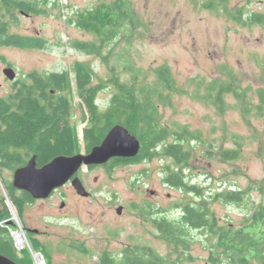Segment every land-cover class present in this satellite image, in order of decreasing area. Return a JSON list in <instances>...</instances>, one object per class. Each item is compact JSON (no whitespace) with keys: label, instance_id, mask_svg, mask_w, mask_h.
Instances as JSON below:
<instances>
[{"label":"rangeland","instance_id":"374dc122","mask_svg":"<svg viewBox=\"0 0 264 264\" xmlns=\"http://www.w3.org/2000/svg\"><path fill=\"white\" fill-rule=\"evenodd\" d=\"M23 1L29 5L36 0ZM39 1L34 16L29 18L16 12L17 17L11 21V31L30 37L34 44L0 48V97L8 98L28 74L67 71L72 91L59 95L72 104L71 122L82 141L88 112L76 93L75 75L79 67L92 71L94 83L99 78H109L112 68L125 80L133 72L124 67L128 62L134 72L139 70L137 79L143 84L154 82L153 67L167 64L177 84L187 92L173 94L169 104L160 101L159 120L171 128L185 125L200 133V139L191 144L194 158L187 174L197 184L215 191L260 185L264 180V122L254 111L245 113L243 107L249 98L256 102L252 93L264 87V24L248 20L241 24L230 15L240 6L247 14H264V0H214L211 7L206 5L213 0H129L137 24L105 43H100L95 34L78 22L83 11L104 0ZM82 44L94 45L97 50L89 52ZM6 65L14 69V80L4 75ZM200 79L229 80L240 89L250 90L243 101L227 95V106L220 111L215 104L195 96ZM111 92V87H106L97 94L100 109L107 106ZM234 138L241 142V156L235 161L223 160L219 151L233 148ZM79 149H83L81 144ZM170 162L169 158L157 157L118 163L110 172L100 168L90 171L86 177L94 190L92 197L77 200L68 185L64 191L69 202L64 208L60 207L58 193L43 203L27 205L22 217L12 205L20 226L32 240L27 225L48 231L35 237L38 247L31 246V251L45 255L49 249L51 264H99L103 251L119 256L125 247L138 245L174 259L173 249L159 236L152 220L143 219L130 208L132 203L141 204L147 199L155 209H163L159 214L170 215L180 200L191 197L164 183L163 164ZM3 173L0 199L6 198L1 179L4 175L12 180L13 171L10 175ZM249 195L255 204L264 202V195L255 189ZM118 205L123 206L117 214ZM2 207L0 202V213ZM212 208L225 223L232 220L238 224L242 220L241 210L233 205L215 201ZM10 212L12 216L11 209ZM193 237L191 258L179 264H213L208 262L211 238L200 231H195Z\"/></svg>","mask_w":264,"mask_h":264},{"label":"trees","instance_id":"16d2710c","mask_svg":"<svg viewBox=\"0 0 264 264\" xmlns=\"http://www.w3.org/2000/svg\"><path fill=\"white\" fill-rule=\"evenodd\" d=\"M0 14L11 13L20 0H1ZM38 2H40L38 0ZM21 3V4H22ZM39 3L36 5L38 7ZM214 0L206 6H213ZM129 0H115L100 3L97 7L86 9L79 18L82 28L98 37L100 43L112 41L119 32H129L137 22ZM34 10V13L38 9ZM24 9L29 7L23 6ZM231 18L241 24H264V14L252 12L247 14L244 7H236ZM4 17V16H3ZM14 19V17H13ZM10 29V30H9ZM11 31V22L0 21V48L2 45L28 47L33 43L30 37ZM82 48L94 52V45L82 44ZM131 76L122 80L111 69L107 79L94 81V74L89 68L79 67L75 75L76 93L81 104L88 110L89 123L84 127V142L87 151L98 145L109 129L115 124L126 127L140 142L137 155L133 158H114L110 168L119 164L150 160L152 158H169L170 163L163 164L162 172L165 184L178 188L186 196L180 200L178 208L170 215L159 214L163 209L158 207L149 211V203L131 204L130 208L138 211L143 219L152 220L159 236L173 249L175 257H166L148 246L125 247L119 256L103 251L98 259L99 264H179L191 258L193 233L203 232L211 238L207 246L208 262L213 264H257L264 262V202L255 204L249 200L250 192L255 189L264 195V180L260 185L241 188L239 186L224 190H211L199 185L187 174L190 161L194 158L191 144L200 139L198 130H190L185 125L171 128L159 120L158 106L163 101L169 104L173 94L186 93L177 81L167 64L152 68L154 82L139 84V70L134 72L132 66H124ZM67 71L45 74L31 73L22 80L17 89L8 98L0 97V173L1 168L10 166L11 170L24 165L33 155L37 166L48 162L56 155L72 154L78 146L76 125L71 122L72 104L59 92H71V82ZM111 87L107 106L100 109L96 102L97 94L102 88ZM198 98L206 99L223 111L226 108V96L232 95L243 101L250 88L240 89L229 80L200 79L196 82ZM201 91V93H199ZM252 99L245 100V113L254 111L264 122V87L257 88ZM87 115L83 116V120ZM170 139V140H169ZM233 148L220 149L219 156L226 161H235L242 153L241 142L234 138ZM10 152V154H9ZM2 185L5 196L22 217L25 207L32 202L30 193L13 187L12 181L3 175ZM206 183L204 185H207ZM5 197L0 199L2 211L0 221L11 216ZM233 205L241 210L243 217L235 224L232 220L223 222L212 208L213 202ZM9 225H0V253L12 259L16 264H35L27 248L16 250L10 236ZM30 246L38 247L37 240L28 237ZM32 241H31V240ZM182 250V251H181ZM46 255V256H45ZM44 264H51L49 249L45 250Z\"/></svg>","mask_w":264,"mask_h":264},{"label":"water","instance_id":"95a60500","mask_svg":"<svg viewBox=\"0 0 264 264\" xmlns=\"http://www.w3.org/2000/svg\"><path fill=\"white\" fill-rule=\"evenodd\" d=\"M4 75L15 79V71L11 67L3 69ZM140 148L139 140L121 124L113 125L102 141L92 147L87 154L56 155L48 162L37 166L33 155L27 162L17 167L12 174V185L15 189L26 191L34 199L47 198L55 189L71 180L77 170L85 165L103 164L111 158H133ZM71 184L81 193L82 185L77 176L73 177ZM12 216L5 221L6 225H14L17 220L12 204L6 198ZM121 207L117 208L119 212ZM1 223V222H0ZM38 253V252H37ZM0 264H16L12 259L0 253Z\"/></svg>","mask_w":264,"mask_h":264},{"label":"flooded vegetation","instance_id":"af4514ba","mask_svg":"<svg viewBox=\"0 0 264 264\" xmlns=\"http://www.w3.org/2000/svg\"><path fill=\"white\" fill-rule=\"evenodd\" d=\"M21 1V0H20ZM23 1V0H22ZM113 1H115V0H104L102 3H110V2H113ZM1 0H0V6H1ZM22 3V2H21ZM20 2H19V5H17L16 7H15V10L13 11V17L15 18V17H17V15H16V12H19V14H23L24 16H26V17H32V16H34V10L36 9V5L38 4V3H41V2H38V0H36L35 2H33V4H29V5H27L29 8L28 9H24L23 8V6L25 5L26 6V4H24V3H22L21 4ZM4 16V17H3ZM9 17H11V13L9 12V13H4V14H0V21L2 20H5V21H9V22H11L12 20H13V17L12 18H9ZM10 30V29H9ZM11 32V31H10ZM4 46H9V45H2L1 47H4ZM7 67H9V65H6L4 68H7ZM85 107V106H84ZM85 109L87 110V108L85 107ZM72 111V110H71ZM87 112H88V110H87ZM86 114V113H85ZM82 120H83V118H82ZM85 120H86V118H85ZM84 120V121H85ZM86 122H87V124L89 123V117H87V120H86ZM79 139V138H78ZM80 144L82 145V147H83V149L81 150V149H79V146H80ZM83 153V154H87L89 151H87V149H86V144H85V142H84V129H83V140L82 141H78V146H77V148H75V150H74V152L72 153V154H67V155H73V154H76V153ZM9 154H10V152H9ZM64 155V154H63ZM66 155V154H65ZM2 157V155L0 154V158ZM115 158H117V157H115ZM112 159H114V158H111L110 160H108V161H106L105 163H103V164H96V165H90V166H85V165H83V166H81L78 170H77V172L73 175V177H75V176H77L78 177V179L80 180V182H81V185H82V191H81V193H79L76 189H75V187L71 184V180L73 179V177L71 178V180H67V182L64 184V185H62V186H60L59 188H57V189H55L47 198H42V199H34V198H32V202L30 203V205L29 206H33V205H35L37 202H45L46 200H48V199H50V198H52L54 195H56V193H58V195H59V198H60V207L61 208H64L65 207V205L67 204V202H69V199H68V196H67V193L64 191L65 189H64V187H68V185L74 190V193L76 194V196L78 197V199L77 200H80V199H84L85 201H87L88 199H90L91 197H92V191H94V190H91L92 188V186H91V184H89L88 183V180H87V173H89L90 171H93V170H95V169H104L105 170V172L107 171V172H110V170H111V168H110V170H108V165H109V163L112 161ZM128 163H134L133 161H131V160H128V162H127V164ZM86 167V169L84 170V168L83 167ZM1 170H2V172H4L5 174H11V167L10 166H6V167H4V168H1ZM3 173V174H4ZM143 202H147V203H149V211L148 212H150V211H153L154 210V206H153V203L150 201V200H147V199H145V200H143ZM142 202V203H143ZM83 204H84V201H83ZM123 205H118V207H122ZM82 208H84L83 206H81ZM79 213H81V214H83V212H79ZM116 213L118 214L119 212H117L116 211ZM150 221V220H149ZM26 228H27V230H28V232H29V234L33 237V238H35L36 236H38V235H43V234H47L48 233V231H43V230H40V229H38V228H36V227H31L30 228V226H26ZM173 251V250H172ZM182 251V250H181ZM170 259H173L172 257L170 258Z\"/></svg>","mask_w":264,"mask_h":264},{"label":"built area","instance_id":"2783aa9c","mask_svg":"<svg viewBox=\"0 0 264 264\" xmlns=\"http://www.w3.org/2000/svg\"><path fill=\"white\" fill-rule=\"evenodd\" d=\"M5 221H1L0 224H4ZM10 236L12 237L14 247L19 251L24 248H27L33 257L35 264H44L43 255L39 253H33L31 251L30 242L27 238L25 230L20 226L18 220H15V224L10 227Z\"/></svg>","mask_w":264,"mask_h":264},{"label":"crops","instance_id":"0c3cea01","mask_svg":"<svg viewBox=\"0 0 264 264\" xmlns=\"http://www.w3.org/2000/svg\"><path fill=\"white\" fill-rule=\"evenodd\" d=\"M10 67V66H9ZM14 171V170H13ZM12 181V180H11ZM21 191V190H20ZM8 204V203H7ZM10 218V217H9ZM8 219V218H7ZM4 220H6V219H3V220H1V221H4ZM0 221V222H1ZM1 225V224H0ZM9 226H12V225H9ZM9 233H10V231H9ZM31 247V246H30ZM17 250V249H16Z\"/></svg>","mask_w":264,"mask_h":264}]
</instances>
